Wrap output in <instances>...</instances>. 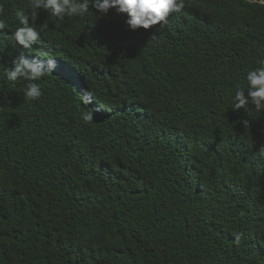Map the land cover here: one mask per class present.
Instances as JSON below:
<instances>
[{
  "label": "trees",
  "instance_id": "trees-1",
  "mask_svg": "<svg viewBox=\"0 0 264 264\" xmlns=\"http://www.w3.org/2000/svg\"><path fill=\"white\" fill-rule=\"evenodd\" d=\"M0 3V264H264V112L232 105L264 59V5L185 0L135 32L37 10L48 28L22 49L29 0ZM40 49L57 69L28 101L4 69Z\"/></svg>",
  "mask_w": 264,
  "mask_h": 264
},
{
  "label": "clouds",
  "instance_id": "clouds-1",
  "mask_svg": "<svg viewBox=\"0 0 264 264\" xmlns=\"http://www.w3.org/2000/svg\"><path fill=\"white\" fill-rule=\"evenodd\" d=\"M264 5V0H254ZM90 7L95 13L107 16L110 10L125 15V24L129 31L149 30L153 26H164L171 13H180L185 8V0H29L27 7L19 9L15 18L19 26L11 34L12 39L22 49H30L41 38V33L47 30L44 23L35 27L37 10L46 11L57 21L67 18H78L89 12ZM5 15V7L0 3V16ZM5 27L0 21V30ZM2 32V31H0ZM3 48L0 47V53ZM43 57V59H41ZM259 67L251 69L246 74L247 89L237 86L232 96V105L235 110H249V105L255 107L257 112H264V59L258 60ZM57 69V60L49 57L47 51L40 49L34 58L29 59L23 51L14 56L10 67L4 69V76L9 82L25 80L29 83L24 88V98L36 101L42 95L40 84L36 83L42 77L54 73ZM84 103H91L90 94L83 96ZM85 121L92 120V114L84 115ZM247 125L249 121L243 120ZM264 152V148L261 149ZM242 234H237L235 242L239 243Z\"/></svg>",
  "mask_w": 264,
  "mask_h": 264
},
{
  "label": "water",
  "instance_id": "water-1",
  "mask_svg": "<svg viewBox=\"0 0 264 264\" xmlns=\"http://www.w3.org/2000/svg\"><path fill=\"white\" fill-rule=\"evenodd\" d=\"M249 1L254 2V0H249Z\"/></svg>",
  "mask_w": 264,
  "mask_h": 264
}]
</instances>
